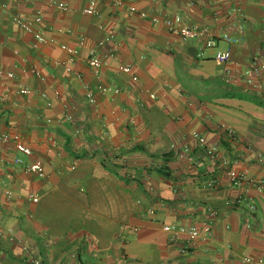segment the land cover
<instances>
[{
  "label": "crops",
  "instance_id": "1",
  "mask_svg": "<svg viewBox=\"0 0 264 264\" xmlns=\"http://www.w3.org/2000/svg\"><path fill=\"white\" fill-rule=\"evenodd\" d=\"M87 3L0 0V133L18 135L32 152L0 141V264H30L34 255L42 264H253L247 257L264 264V188L233 187L221 164L225 157L264 184L257 158L264 155V72L257 89L238 78L225 83L216 49L151 19L179 14L221 30L240 19L241 41L227 66L244 68L264 64V0H102L96 16L83 12ZM38 13L34 28L52 43L14 19ZM61 44L79 50L74 62ZM91 54L106 64L89 66ZM222 123L237 137H227ZM194 132L218 156H208ZM36 160L44 179L23 169ZM243 194L254 212L234 203ZM204 222L212 237L185 253L186 237L171 240L163 230L194 224L204 234Z\"/></svg>",
  "mask_w": 264,
  "mask_h": 264
},
{
  "label": "built area",
  "instance_id": "2",
  "mask_svg": "<svg viewBox=\"0 0 264 264\" xmlns=\"http://www.w3.org/2000/svg\"><path fill=\"white\" fill-rule=\"evenodd\" d=\"M28 1V0H27ZM102 0H88V3L85 8H83V12L90 16H96L99 14L98 5ZM115 6H122L126 4L127 0H109ZM58 8L67 10L69 8L66 3L57 4ZM0 7L3 5L0 4ZM240 9L235 8L232 11V14H239ZM141 17L146 18L148 14L145 11L139 13ZM15 21L21 26L22 29L32 33L38 41L43 43H52V38H47L44 36L41 30H37L34 28V23L40 24L42 22V15L37 14L32 21L27 20L24 17L16 16ZM152 21L154 22H162L169 32L179 36L181 39H201L203 40L204 46L206 48L216 49L214 53V59L225 65L224 68V76L223 81L225 83H231L234 78H238L244 82L248 87H252L253 89L260 88L258 80L262 76L264 72V64H261L255 60L251 61L244 68L234 66L229 67L227 64L231 61L232 58V46L238 44L241 41V35L243 33V25L240 19H236L230 24V28L228 29H217L210 25H197V24H189L184 21L183 17L179 14L172 15H163L162 17L158 15H152ZM80 40H83L81 37ZM220 43H225L228 45L226 48H220ZM60 48L64 50L68 55V60L70 62H74L79 55V50L73 46L67 44H61ZM87 64L94 68H100L102 65L106 64V61L99 58L98 56L91 54L87 59ZM67 71H72L70 66L66 67ZM122 70L126 73L131 74V68L129 65H125L122 67ZM7 76L10 78H14L15 75L13 72H8ZM132 79L137 81V77L132 75ZM101 91H114L117 92V89H112L110 87L101 86ZM21 93H28L29 90L26 87H20ZM86 97L90 103L95 102V98L91 92H87ZM67 118L69 116L65 114ZM221 129L225 132L227 137L235 138L237 137V132L233 127H230L224 123L220 125ZM193 136L197 138L199 144L205 148V152L208 156H218V150L215 146L208 145L206 139L203 136H200L197 132L193 133ZM0 141L9 142L13 141L15 143L16 149L21 153L29 156L31 155V150L25 146L19 139L18 135L11 136L7 133H0ZM186 150V149H185ZM257 158L264 162V155L258 154ZM17 163H21L22 160L20 158L16 159ZM221 164L227 168V174L230 180V183L233 187H244L247 188H255L258 191L263 190L264 184L261 180H258L254 177H251L247 170H234L229 166V160L225 157H221ZM24 171L27 174L33 175L37 178L44 179L47 176V172L44 168L42 161L36 160L31 163L24 165ZM217 183L215 178H211L207 181V186L214 187ZM30 199L33 202H38V195L31 194ZM234 203L240 204L245 203L250 212H254L256 206L253 202V199L249 197L247 194L239 195L235 198ZM204 234H202L199 228L196 225L184 226L180 224H166L163 226V230L166 233H169L171 240H176L180 236L186 237V244L180 248L181 253H185L188 248V244L196 241L198 239H210L212 237V229L209 223L204 222ZM9 239L11 241L16 240L13 235H10ZM245 261L252 262L253 264H262L260 261H252L250 258H245ZM30 264H42L40 259L37 256H31Z\"/></svg>",
  "mask_w": 264,
  "mask_h": 264
},
{
  "label": "trees",
  "instance_id": "3",
  "mask_svg": "<svg viewBox=\"0 0 264 264\" xmlns=\"http://www.w3.org/2000/svg\"><path fill=\"white\" fill-rule=\"evenodd\" d=\"M256 99H257V98H256ZM257 100H258V99H257ZM257 100H256V101H257Z\"/></svg>",
  "mask_w": 264,
  "mask_h": 264
}]
</instances>
